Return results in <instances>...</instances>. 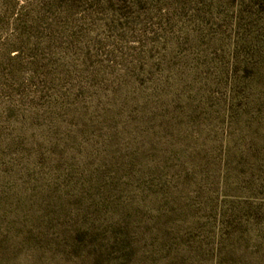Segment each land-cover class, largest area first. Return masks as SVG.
<instances>
[{
  "label": "rangeland",
  "instance_id": "1",
  "mask_svg": "<svg viewBox=\"0 0 264 264\" xmlns=\"http://www.w3.org/2000/svg\"><path fill=\"white\" fill-rule=\"evenodd\" d=\"M0 264H264V0H0Z\"/></svg>",
  "mask_w": 264,
  "mask_h": 264
}]
</instances>
